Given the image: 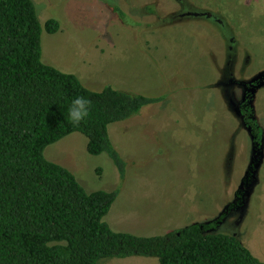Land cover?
Returning <instances> with one entry per match:
<instances>
[{"label":"rangeland","instance_id":"1","mask_svg":"<svg viewBox=\"0 0 264 264\" xmlns=\"http://www.w3.org/2000/svg\"><path fill=\"white\" fill-rule=\"evenodd\" d=\"M33 1L43 26L51 18L60 25L43 30L45 63L95 90L161 97L109 126L124 178L108 153H89L80 132L48 145L46 158L89 192L118 189L104 217L116 231L152 236L213 223L208 232L235 235L264 261V86L253 104L258 155L238 103L239 83L264 73V0ZM99 264L160 261L132 255Z\"/></svg>","mask_w":264,"mask_h":264},{"label":"trees","instance_id":"2","mask_svg":"<svg viewBox=\"0 0 264 264\" xmlns=\"http://www.w3.org/2000/svg\"><path fill=\"white\" fill-rule=\"evenodd\" d=\"M59 27L54 18L42 25L33 0H0V264H99L132 255L156 256L160 264H264L235 235L208 232L213 223L152 236L116 231L104 217L118 189L89 192L70 169L46 158L48 145L80 132L89 153H108L124 178L126 162L109 126L161 100L111 85L95 90L45 63L43 30ZM76 96L92 101L78 127L66 119ZM241 112L259 153L255 111L243 101Z\"/></svg>","mask_w":264,"mask_h":264},{"label":"clouds","instance_id":"3","mask_svg":"<svg viewBox=\"0 0 264 264\" xmlns=\"http://www.w3.org/2000/svg\"><path fill=\"white\" fill-rule=\"evenodd\" d=\"M92 113V101L85 96H76L67 107L66 119L74 127L85 122Z\"/></svg>","mask_w":264,"mask_h":264},{"label":"flooded vegetation","instance_id":"4","mask_svg":"<svg viewBox=\"0 0 264 264\" xmlns=\"http://www.w3.org/2000/svg\"><path fill=\"white\" fill-rule=\"evenodd\" d=\"M237 83H239V82H237ZM239 84H242V87L244 88V94H242V96H241V98L239 99V102H238L239 103V107H240V113H241V116H242L243 125L249 130V132L251 134L250 128L247 126V124L244 121V115L241 112V104H242L243 101H247L248 104H250L252 106V108L254 109L255 117H256V110H255V107L253 105L254 101H255L256 94H257L255 92L257 91L258 88H260L261 86H264V73H261V75L258 76L257 79H254L252 81L245 80V81L240 82ZM262 135H263V133H262ZM251 137L253 139V135L252 134H251ZM254 149H255V147H254ZM255 153H256V155H258L256 150H255ZM260 155L261 154H259V156ZM259 158L260 157H258V159ZM253 164H255V163L253 162Z\"/></svg>","mask_w":264,"mask_h":264}]
</instances>
